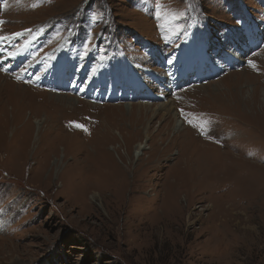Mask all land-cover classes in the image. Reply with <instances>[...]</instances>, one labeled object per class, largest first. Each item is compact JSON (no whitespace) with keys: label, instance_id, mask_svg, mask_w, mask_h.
<instances>
[{"label":"rangeland","instance_id":"obj_1","mask_svg":"<svg viewBox=\"0 0 264 264\" xmlns=\"http://www.w3.org/2000/svg\"><path fill=\"white\" fill-rule=\"evenodd\" d=\"M4 4L0 33L10 36L0 49L12 34L50 29L41 52L58 55L67 70L77 58L91 59L90 51L94 70L109 66L100 68L97 93L117 86L116 77L129 78L121 64L144 63L145 43L159 63L150 47L165 45L174 54L186 38L213 46L245 16L262 24L256 35L264 34V0ZM232 41L237 48L228 53L242 61L249 44L238 35ZM262 49L241 71L190 88L186 81L174 96L167 93L173 85L162 73L165 60L145 61L152 99L126 95L101 106L0 74V138L7 140L0 145V264H264ZM213 63L204 64V75ZM72 120L79 125L70 127ZM28 137L34 139L24 150ZM136 146L144 147L141 154ZM103 158L126 173L116 185L100 182ZM65 180L69 186L60 185Z\"/></svg>","mask_w":264,"mask_h":264},{"label":"bare ground","instance_id":"obj_2","mask_svg":"<svg viewBox=\"0 0 264 264\" xmlns=\"http://www.w3.org/2000/svg\"><path fill=\"white\" fill-rule=\"evenodd\" d=\"M174 128H175V126H174ZM261 129V128H260ZM28 135V134H27ZM34 137V136H33ZM5 139V138H4ZM4 139H2V138H0V145L2 144V142H3V140ZM33 139L34 138H30V137H28L27 139H25V141H23V144H22V149H26L29 145H30V143L33 141ZM5 142H7V140L5 139ZM136 148H137V151H136V153L137 152H140V150L141 149H143L144 147L143 146H141V147H137L136 146ZM146 148V147H145ZM8 149V148H7ZM10 149V148H9ZM27 150V149H26ZM8 151V150H7ZM35 151H37L36 149H35ZM35 151H34V153H35ZM25 152V151H24ZM209 152V154H210V151H208ZM15 153V152H14ZM16 153H18V152H16ZM40 153H42V152H40ZM140 154H141V152H140ZM43 155V154H42ZM36 156L38 157V155L36 154ZM40 156H41V154H40ZM40 156H39V158H40ZM20 157V156H19ZM33 157V156H32ZM35 157V156H34ZM15 159L17 160L18 159V155L15 157ZM34 159V158H33ZM47 159V158H46ZM49 159V158H48ZM204 159H206V160H208L209 159V156H207V158H204ZM212 159V158H211ZM220 159V158H219ZM23 160V159H22ZM35 160V159H34ZM36 161V160H35ZM220 161V160H219ZM49 162V161H48ZM53 162H54V160H53ZM62 163V162H61ZM55 164V163H54ZM219 164H221V163H219ZM59 166H61V164L60 165H58V167ZM98 168H99V172H101V173H99V174H101V177H100V182H107V183H111L112 185L114 184V185H116L117 183H119V178H121V177H123L126 173H124L125 171L124 170H121L120 169V167L119 166H117L114 162H109V158H103L100 162H98ZM83 167V166H82ZM117 167V168H116ZM222 169V168H221ZM65 170V169H64ZM21 171V170H20ZM51 173V172H50ZM62 174V173H61ZM187 174V173H186ZM19 175H20V173H19ZM52 175V174H51ZM177 175V173L174 175V178H175V176ZM39 176V175H38ZM57 177H58V175H57ZM59 178V180H60V178H61V176L60 177H58ZM68 178H66V180H67ZM66 180L65 181H63V182H65V183H61L60 185L61 186H66V185H70V183H68V182H66ZM94 180V179H93ZM98 181V180H97ZM93 183V182H92ZM54 184V183H53ZM95 184L96 183H94V186H95ZM103 184V183H102ZM100 185V184H99ZM97 187H99V186H97ZM96 187V188H97ZM61 188V187H60ZM95 195H98V194H96V193H94V194H92V196L94 197ZM175 199V198H174ZM176 201V200H175ZM176 206V205H175ZM103 210V209H102ZM176 210H177V207H176ZM191 213V212H190ZM96 214V213H95ZM189 214V213H188ZM187 214V215H188ZM137 216V215H136ZM188 221V220H187ZM240 231V230H239Z\"/></svg>","mask_w":264,"mask_h":264},{"label":"snow or ice","instance_id":"obj_3","mask_svg":"<svg viewBox=\"0 0 264 264\" xmlns=\"http://www.w3.org/2000/svg\"><path fill=\"white\" fill-rule=\"evenodd\" d=\"M16 35H19V34H16ZM4 39H6L5 37H0V40H4ZM201 127H203V126H201Z\"/></svg>","mask_w":264,"mask_h":264}]
</instances>
